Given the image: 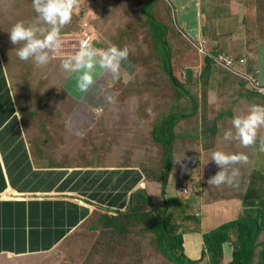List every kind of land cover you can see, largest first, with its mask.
<instances>
[{
  "label": "rangeland",
  "instance_id": "rangeland-1",
  "mask_svg": "<svg viewBox=\"0 0 264 264\" xmlns=\"http://www.w3.org/2000/svg\"><path fill=\"white\" fill-rule=\"evenodd\" d=\"M145 1L77 0L71 22L61 29L62 48L50 53L46 66L37 67L31 60H19L8 36L16 22L34 20L31 0H0V47L12 76L19 117L39 161L44 153L54 157L63 148V161L82 158L85 165H144L145 172L158 177L164 170V151L154 142L153 132L164 116L187 114L192 116L173 128V153L174 145L180 149L174 153L175 167H214L209 161L212 153L195 157L185 145L191 143L192 151L194 146L220 151L221 137L232 127L236 110L248 113L257 105L254 98L264 97L252 87L253 81L255 86L264 85V0H153L156 19L166 26L174 75L188 96L162 69L159 47L140 11ZM85 43L97 49L128 46L121 77L97 69L94 84L81 91L78 74L65 73L61 62ZM228 55L237 62L231 68L213 59ZM209 57L212 61L207 63ZM107 96L113 97L112 103ZM75 102L83 103L82 121L75 120ZM75 154L80 157L72 158ZM137 200L123 212L97 209L64 241L57 253L60 262L172 264L158 250L162 234L153 229L152 207L145 197ZM240 246L237 242L229 264H238ZM218 261L222 263V258Z\"/></svg>",
  "mask_w": 264,
  "mask_h": 264
},
{
  "label": "crops",
  "instance_id": "crops-1",
  "mask_svg": "<svg viewBox=\"0 0 264 264\" xmlns=\"http://www.w3.org/2000/svg\"><path fill=\"white\" fill-rule=\"evenodd\" d=\"M210 35L211 39L215 37L214 33ZM11 77L0 47V264H62L57 253L64 241L97 209L123 212L131 209L138 198L142 202L144 194L160 217L173 224L174 233L182 237L189 260L210 264L209 256L203 257L204 235L249 218L260 226L253 264H264V127L257 129L255 142L247 146L235 139L225 140L223 133L220 151L247 157L232 166L239 170L232 185L208 183L220 170L216 164L175 167V159L165 186L161 176L144 171L148 166L85 165L82 158L63 161V148L54 157L44 153L39 161L19 117ZM255 99L257 105L264 103V97ZM243 104L248 108L250 101ZM83 108L82 102H75L76 121L83 120ZM246 114L238 109L234 115ZM73 129L76 131L75 126ZM176 146L175 154L180 150ZM185 148L195 157L216 150L194 146L192 151L191 143ZM77 154L72 158L80 157ZM229 236L220 264L234 260L237 229H232Z\"/></svg>",
  "mask_w": 264,
  "mask_h": 264
},
{
  "label": "clouds",
  "instance_id": "clouds-1",
  "mask_svg": "<svg viewBox=\"0 0 264 264\" xmlns=\"http://www.w3.org/2000/svg\"><path fill=\"white\" fill-rule=\"evenodd\" d=\"M31 4L36 13L34 20L27 24L16 22L8 36L11 44L16 46L14 51L19 60H31L37 67H44L50 62V53L59 52L62 48L61 29L71 22L78 3L77 0H31ZM128 56V46L121 48L113 44L106 49H97L85 43L75 54L62 60L61 68L65 73L78 74L77 87L87 91L94 84L97 69L120 78L122 64ZM106 100L112 103L113 97L107 96ZM231 125L224 132L225 140L235 139L245 146L253 144L257 129L264 127V106L253 105L246 115L234 116ZM246 159V156L224 151L212 152L209 161L214 162L220 170L208 183L215 186L232 185L239 175V170L232 166Z\"/></svg>",
  "mask_w": 264,
  "mask_h": 264
},
{
  "label": "trees",
  "instance_id": "trees-1",
  "mask_svg": "<svg viewBox=\"0 0 264 264\" xmlns=\"http://www.w3.org/2000/svg\"><path fill=\"white\" fill-rule=\"evenodd\" d=\"M96 1V0H89ZM153 0H146L140 7L141 14L145 19H147L150 24L153 40L159 47V54L161 60V66L163 71L168 76L171 84L180 92L188 96V91H186L180 81L176 78L173 72L171 64V48L166 39V26L159 22L152 10ZM207 63L211 62L212 59L206 58ZM210 65V64H209ZM207 66V68L209 67ZM210 68V67H209ZM196 108L197 105L195 104ZM192 115H179L170 114L164 116L160 123L156 126L153 132V140L156 145H160L163 148L165 165L163 167V173L161 175V181L163 185L166 186L168 181V176L171 167L174 164V153L172 149V144L175 140V134L173 132L174 125L177 121L188 118ZM148 204L152 207V211L155 214V220L153 224V229L159 231L162 236L158 244L159 252L166 257L172 264H198L200 261H191L184 254V248L182 245V237L174 233V229L169 226L165 218L160 217V215L153 208L151 200L143 195ZM172 228V229H171ZM237 229L238 232V242L240 243V253L238 264H253L254 250L256 247V242L260 232V226L257 221L251 220L249 218H241L234 222L224 224L214 229L213 231L204 235V242L206 247V252L203 253V257L209 256L214 264H219L218 259L223 256V247L230 239L229 233L232 229Z\"/></svg>",
  "mask_w": 264,
  "mask_h": 264
},
{
  "label": "built area",
  "instance_id": "built-area-1",
  "mask_svg": "<svg viewBox=\"0 0 264 264\" xmlns=\"http://www.w3.org/2000/svg\"><path fill=\"white\" fill-rule=\"evenodd\" d=\"M213 59L215 61L219 62L221 65H224L226 68H231L234 64L237 63L234 60V58L229 56V55L227 57H221V58H218V59L216 57H213ZM239 61H241L242 63L244 62L243 59H241ZM252 87H254V90H256L258 94L264 96V85H256L255 86L254 81H253L252 82Z\"/></svg>",
  "mask_w": 264,
  "mask_h": 264
},
{
  "label": "water",
  "instance_id": "water-1",
  "mask_svg": "<svg viewBox=\"0 0 264 264\" xmlns=\"http://www.w3.org/2000/svg\"><path fill=\"white\" fill-rule=\"evenodd\" d=\"M187 72H188V74H189V70H188Z\"/></svg>",
  "mask_w": 264,
  "mask_h": 264
},
{
  "label": "bare ground",
  "instance_id": "bare-ground-1",
  "mask_svg": "<svg viewBox=\"0 0 264 264\" xmlns=\"http://www.w3.org/2000/svg\"><path fill=\"white\" fill-rule=\"evenodd\" d=\"M84 205V204H83Z\"/></svg>",
  "mask_w": 264,
  "mask_h": 264
}]
</instances>
